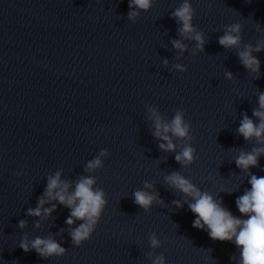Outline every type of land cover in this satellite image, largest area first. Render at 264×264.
Masks as SVG:
<instances>
[{
  "label": "water",
  "instance_id": "water-1",
  "mask_svg": "<svg viewBox=\"0 0 264 264\" xmlns=\"http://www.w3.org/2000/svg\"><path fill=\"white\" fill-rule=\"evenodd\" d=\"M184 2L152 0L129 19L128 0H0V264H153L161 254L166 264H238L237 246L194 227L192 198L165 178L179 173L241 215L235 201L250 176L235 160L264 147L237 131L244 114L259 122L264 0H188L202 50L171 15ZM234 24L239 42L225 47L219 37ZM174 39L186 49L173 47ZM248 48L258 72L238 55ZM151 110L169 123L181 112L192 139L169 132L176 149H161ZM185 145L195 149L188 165L175 159ZM101 151V166L87 170ZM57 171L70 192L82 177L104 192L95 229L79 246L70 232L83 221L66 224L67 206L53 200L43 206L57 204L47 217L27 214ZM250 173L264 176V154ZM140 189L158 193L147 211L134 203ZM38 236L65 253L41 257L19 247Z\"/></svg>",
  "mask_w": 264,
  "mask_h": 264
},
{
  "label": "clouds",
  "instance_id": "clouds-1",
  "mask_svg": "<svg viewBox=\"0 0 264 264\" xmlns=\"http://www.w3.org/2000/svg\"><path fill=\"white\" fill-rule=\"evenodd\" d=\"M151 2L152 0H128L129 19H134L139 14L138 10L149 9ZM171 15L181 25L178 29L179 32L186 39H194L197 42L196 47L202 50L205 41L202 34L196 32L191 23L193 9L188 0H185ZM240 27V24L227 27L224 35L219 37V43L225 47L236 45L240 39L238 35ZM172 44L173 47L181 51L186 49V45L179 39H174ZM255 50L259 51L260 46L258 45ZM251 52L252 49L248 48L239 52L238 55L246 68L252 72H258L260 61L251 55ZM164 63L167 64V60ZM176 67L179 69L182 66L177 64ZM226 76L231 78L232 73H226ZM258 104L259 108L254 110L253 115L259 118V122L254 123L244 114L237 131L245 139L256 137L259 141H264V92L259 94ZM151 112L155 129L153 135L161 141L159 144L161 149L165 151H175L176 149L171 136L168 135L169 132L179 138L192 139L190 125L184 120L181 112L178 111L170 123L164 122L157 111L151 110ZM106 154V151H101L97 158L89 161L86 166L87 170L100 167L102 163L100 157ZM261 154H264V147L254 148L251 152H241L235 160L236 165L250 176L248 183L251 186L236 198V207L241 214L239 216L224 207L222 201L216 199L212 194L201 192L190 180L179 173L174 172L165 178L169 185L192 198L188 203V208L195 216L192 221L194 227L206 230L209 237L214 240H228L237 246L239 249L238 264H264V176L258 177L250 173V166L258 164ZM175 159L184 165L191 164L195 159V149L191 145H185L176 154ZM93 185L92 177H82L76 182L74 190L70 192L69 182L62 180L61 172L57 171L55 175L48 177L45 191L39 198L37 206L27 209V214L47 217L55 210L57 204L53 203L50 207L43 206L46 202L53 200L67 206L70 209V214L65 220L66 224H73L74 218L83 221L70 232L73 243L79 246L82 241L90 238L106 204L104 192L94 188ZM144 188L151 189L153 185L145 182ZM133 196L134 203L146 211L158 199V193L144 189L136 190ZM173 203L176 207L183 206L181 201H173ZM25 223L24 220H20V227H23ZM37 226H39V222H37ZM149 242L153 248L160 244L155 233L149 236ZM19 247L25 252L34 249L41 257L61 256L65 253V248L54 239L39 236L31 241L24 237ZM153 264H166L164 255L156 256L153 259Z\"/></svg>",
  "mask_w": 264,
  "mask_h": 264
}]
</instances>
